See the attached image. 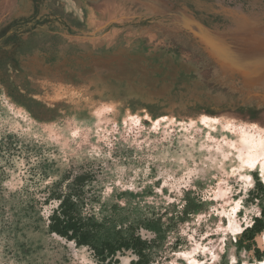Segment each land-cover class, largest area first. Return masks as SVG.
I'll return each instance as SVG.
<instances>
[{"label":"rangeland","instance_id":"1","mask_svg":"<svg viewBox=\"0 0 264 264\" xmlns=\"http://www.w3.org/2000/svg\"><path fill=\"white\" fill-rule=\"evenodd\" d=\"M262 72L264 0H0V264L106 263L49 231L69 190L100 239L143 241L142 264L257 260L261 170L197 118L264 122Z\"/></svg>","mask_w":264,"mask_h":264},{"label":"trees","instance_id":"2","mask_svg":"<svg viewBox=\"0 0 264 264\" xmlns=\"http://www.w3.org/2000/svg\"><path fill=\"white\" fill-rule=\"evenodd\" d=\"M87 176L86 173L78 175L75 181L83 182ZM255 178L257 190L263 192L264 186L257 177ZM71 194L75 193L69 190L62 193L52 191L49 194V196L59 199L57 207L52 209L48 215L47 226L49 231L67 240H73L76 245L91 246L94 249V253L103 262L106 261L105 264L117 262L118 258H115L116 253H123L125 250L137 251L140 255V261H136L134 264H142L143 241L139 237H135L131 233L123 235L121 230H116L115 237L100 239L98 237V226L94 222L91 225L87 224L82 212L76 208V202H74L75 200L73 201ZM75 196L76 198L78 197L77 194ZM262 230H264V207H261L259 216L254 217L252 223L243 229L242 237L253 242L254 236ZM254 253L258 259H261L264 250L260 251L258 247H254Z\"/></svg>","mask_w":264,"mask_h":264},{"label":"bare ground","instance_id":"3","mask_svg":"<svg viewBox=\"0 0 264 264\" xmlns=\"http://www.w3.org/2000/svg\"><path fill=\"white\" fill-rule=\"evenodd\" d=\"M262 73L264 75V72ZM233 117L232 114L208 115L201 113L197 119L209 127H214L217 123H220L223 129V140L225 142L223 145L225 146L217 142L218 149L223 154L229 151L232 152V148L236 149V152L232 153L238 159V168L245 171V173L241 174L249 179V181H253L251 173L247 171L260 168L261 176L264 180V122L260 123L258 120L253 122L240 121L236 124L234 122L235 118ZM131 118L134 121L139 120L137 116H132ZM162 119H164V116L159 117L156 122L159 123ZM216 195L221 197L223 193L221 190H218ZM240 207V201H235L229 210H224L228 217L227 229L233 233H239L242 230V225L237 221ZM257 238L261 243H264V230L257 235ZM193 252L194 250L183 251L180 252V255L186 258L191 264H199ZM242 264H264V255L261 259H257L254 262L244 261Z\"/></svg>","mask_w":264,"mask_h":264}]
</instances>
